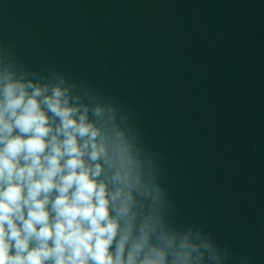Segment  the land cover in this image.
Segmentation results:
<instances>
[{
	"label": "clouds",
	"instance_id": "clouds-1",
	"mask_svg": "<svg viewBox=\"0 0 264 264\" xmlns=\"http://www.w3.org/2000/svg\"><path fill=\"white\" fill-rule=\"evenodd\" d=\"M170 208L114 100L0 56V264H223Z\"/></svg>",
	"mask_w": 264,
	"mask_h": 264
}]
</instances>
